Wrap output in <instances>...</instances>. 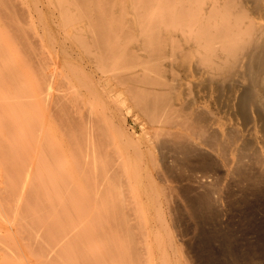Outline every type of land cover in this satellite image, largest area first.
Instances as JSON below:
<instances>
[{
  "label": "rangeland",
  "instance_id": "374dc122",
  "mask_svg": "<svg viewBox=\"0 0 264 264\" xmlns=\"http://www.w3.org/2000/svg\"><path fill=\"white\" fill-rule=\"evenodd\" d=\"M106 1L0 0V264H264L263 212L233 208L207 225L193 222L175 184L157 178L135 118L123 123L118 115L112 129L105 114H94L95 67L84 69L74 38L86 22L93 36L90 12L106 11ZM84 53L94 56L91 47ZM107 68L106 79L115 72ZM92 143L95 157L80 149ZM133 153L146 158L140 173ZM156 192L167 215L183 204V221L172 229L176 255L158 220ZM149 222L159 240L147 239ZM203 226L206 240L197 238Z\"/></svg>",
  "mask_w": 264,
  "mask_h": 264
},
{
  "label": "bare ground",
  "instance_id": "6f19581e",
  "mask_svg": "<svg viewBox=\"0 0 264 264\" xmlns=\"http://www.w3.org/2000/svg\"><path fill=\"white\" fill-rule=\"evenodd\" d=\"M95 1L101 4L105 0ZM106 2V11L90 9L93 36L85 30L86 22L74 38L82 50L78 59L84 69L95 67L94 114H105L112 129L118 115L123 123L135 118L143 129L157 178L175 184L172 189L185 200L193 222L209 224L233 208L264 213V0ZM90 47L93 58L84 53ZM106 68H114L113 77L106 79ZM83 148L87 156L99 152L93 143L90 150ZM138 159L140 163L134 159L137 166L147 162L144 155ZM134 165L140 173V166ZM147 174L152 181L156 177L153 172ZM117 189L113 188L116 196L121 191ZM149 195L151 200L157 199L159 223L176 255L172 229L183 221V204H174L167 215L157 192L155 197ZM147 227V239L159 240L156 225L149 222ZM207 232L201 227L197 238H210Z\"/></svg>",
  "mask_w": 264,
  "mask_h": 264
}]
</instances>
